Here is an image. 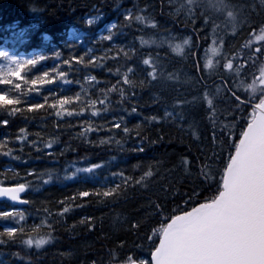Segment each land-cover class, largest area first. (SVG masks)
Instances as JSON below:
<instances>
[{"label":"trees","instance_id":"obj_1","mask_svg":"<svg viewBox=\"0 0 264 264\" xmlns=\"http://www.w3.org/2000/svg\"><path fill=\"white\" fill-rule=\"evenodd\" d=\"M185 1L172 0L168 4L167 0H0V46L13 55L32 53V59L43 57L22 70L28 78L43 71L57 75L53 84L33 86L41 87V93L28 91L25 85L24 97L35 102L49 91L57 96L80 92L82 101L69 106L78 109L83 104L87 108L82 114L57 117L55 110L45 105L44 109L8 116L11 123L0 125V140L20 135V127L29 133L25 141L7 142L4 152L10 147L12 155L0 152V181L29 185L26 193L29 204L20 208L25 213L24 219H0V231L5 226L24 228L16 240L0 244V264L5 261L7 264H117L129 254L150 263L151 251L159 242L160 225L170 215L178 214V209L188 210L195 202L214 194L223 162L230 152L229 145L239 139V133L253 120L256 109L247 103L237 104L223 85L219 89L209 85L208 92L216 107L215 117H210L200 98L202 85L192 65L191 42L186 44V53H178L168 41L182 43L196 32L194 39L199 41L198 58L203 66L204 49L212 44L208 37L215 23L217 46L221 43L219 38L223 41L216 59L223 62L224 54L232 49H239L246 57L248 48L244 44L251 39L249 22L264 21V3L226 0L227 13L231 11L232 16L193 3L192 16L185 17L189 8ZM180 5L183 7L177 11ZM173 8L175 12L171 11ZM128 10L133 16L141 14L154 19L156 26L134 19L126 21L124 13ZM93 12L103 15V23H117L116 35L128 42L125 51L116 47L113 59L94 54L99 60L92 61L86 43L68 37L71 29L93 35L97 28L86 23V17ZM233 24L237 27L235 35L228 30ZM17 29L25 30L26 35L11 43L12 33ZM141 37L149 43L142 44ZM86 42L94 45L88 38ZM255 46L253 43L250 47ZM149 54L156 60L155 79L145 75L147 66L142 64ZM263 54L262 48L257 65ZM80 56L85 58L84 64L72 59ZM64 59L70 63L63 64ZM129 66L135 68L130 73L135 86L121 79ZM213 70L230 75L221 65H215ZM62 71L66 73L64 80L59 77ZM252 71L251 65H242L238 79H245ZM90 75L97 79L89 81L86 77ZM112 85L123 87L126 97L122 99L118 92L111 91L105 104L100 90L111 89ZM243 85L248 83H242L241 95L251 102H257L258 98L259 103L262 95L251 94ZM0 90L10 89L0 86ZM7 99L0 98V103ZM89 99H97L100 102L96 107L106 110L93 114L91 105H87ZM176 100L184 103L176 107ZM132 108L136 111H129ZM165 111L173 115L159 121L148 119L152 115L163 117ZM117 116L121 118L118 127L114 119ZM4 117L5 113L0 112V118ZM89 120L92 131L82 136L83 122ZM136 124L140 128H135ZM124 127L130 131L124 133ZM193 130L197 135L192 134ZM105 136L109 140L101 143ZM50 137L56 140L48 147ZM28 140L37 141L38 146L28 144ZM184 157L189 160L187 170ZM100 161L103 164L91 172L80 171L73 178L67 176L70 164L82 170ZM149 170L152 174L145 177ZM118 172L124 176L111 175ZM48 175L51 180H46ZM108 187H117V192L102 196L99 190ZM85 190L89 194L80 196L79 192ZM66 204L71 207L60 213ZM8 207L15 206L0 201V210ZM49 234L53 239L39 248L21 242L28 235L36 238Z\"/></svg>","mask_w":264,"mask_h":264},{"label":"snow or ice","instance_id":"obj_2","mask_svg":"<svg viewBox=\"0 0 264 264\" xmlns=\"http://www.w3.org/2000/svg\"><path fill=\"white\" fill-rule=\"evenodd\" d=\"M264 3V0H261ZM189 5L187 15L192 16L193 0H186ZM183 5L177 8L180 11ZM228 16H232L233 13L229 11ZM126 21L135 20L142 23L151 24L156 26L157 22L154 19H146L144 15L136 14L133 16V12L128 10L124 13ZM88 23H92V19L88 20ZM110 27H116V23L110 25ZM250 36L251 39L246 40L244 47L249 50L248 57H245L239 49H232L230 52L224 54L223 62L220 60H213L211 56H208L203 63L200 65L198 53H199V41L194 39L197 36L196 32H193L192 36L185 37L183 42L168 41L172 46L173 50L182 53L183 44L191 42L192 48L190 55L192 57V65L196 70L198 81L202 87L200 90V98L206 105V110L210 117H215L216 107L213 105L211 96L209 95V85L219 89L221 85L225 87L226 91H229V95L237 104H249L251 101L241 95L242 80L238 79L240 76L241 66L247 65L249 62L255 63L258 55L262 50V42H264V21L259 24H253L249 22ZM217 25L215 23L211 26L210 38L212 44L209 45V50L216 54L222 50L223 41L221 38L220 46H217L218 37L216 35ZM228 30L234 35L237 33V27L233 24ZM112 36L109 34L107 39H111ZM253 41L260 42L255 48L250 47ZM142 44L149 43L144 41L143 37L140 38ZM123 51V49H121ZM195 50V51H193ZM239 52V56H238ZM4 53L0 52V56ZM59 55V53H57ZM12 61H16V57L11 58ZM38 59H29L23 62H17L10 64L8 67L0 66V86L10 90H0V96H6L8 99L4 103H0V112L5 113L4 118H0V125L8 126L11 121L8 116H15L17 113L27 114V110H40L44 109L45 105H49L55 110L57 117H63L65 115L72 116L73 114L85 113L87 111L86 106L81 104L77 107L69 106L73 102H81L82 96L80 92L75 94H60L55 95L54 92L49 91L47 95L38 98L35 102H29L32 100L31 97H24L25 85L28 86V91H34L41 93V87H33L36 85L43 86L47 84H53L57 81V75H50L49 71L40 72L31 78L22 71L26 66L35 65ZM72 59H79L81 64L85 63L83 56L73 57ZM99 60V57L93 55L92 61ZM62 63L68 65L69 59L62 60ZM91 63V61H88ZM235 63V66H234ZM142 64L147 66L144 69L145 75L150 79L156 78L158 71L156 67V60L153 55L149 54L142 60ZM215 65H221L222 70L230 75L224 76L220 72L212 73L211 69ZM139 67V66H137ZM203 69V71H202ZM19 70L18 75H13ZM119 73V69L115 70ZM135 68L129 66L121 74V79L131 86H135L136 81L130 78V73H133ZM168 75L171 77L172 73ZM66 76L65 72H60L59 77L64 80ZM215 76V79H213ZM86 79L95 81L97 77L95 75L88 76ZM66 83L68 81H65ZM253 82H259L264 84V66H262L258 72V75L253 76ZM248 85H243L247 87ZM86 91V90H85ZM111 91L118 92L120 98L126 97V92L123 87L117 88L116 85H112L111 89H101L100 93L104 96L103 103L107 104L108 94ZM240 93V94H238ZM261 99H264L262 97ZM97 99H89L87 105H91V112L98 114L105 108L96 107L99 103ZM176 107H180L184 101L176 100ZM23 111H22V107ZM131 112H135L136 109H129ZM172 113L165 111L163 117L159 115H152L148 117L150 120H161L172 116ZM178 118L177 116L173 117ZM117 120V127L119 126V120L121 118L114 117ZM84 127L81 130L82 136H87L88 132L92 131V121H85ZM135 128H140L139 124L134 125ZM98 130V129H97ZM130 129L128 127L123 128L124 133H128ZM20 135L14 137L5 136L3 140H0V152H4L7 142L12 139L15 141H25L29 135L25 127L18 129ZM245 128L239 133V139L233 141L229 145L230 152L226 161L223 162L221 169L220 179L216 181V188L214 194L210 197H205L201 202H195L194 206L188 210H177L178 214H172L167 218L166 223H162L159 228L158 240L159 243L155 246L154 250L151 251V262L150 264H264V153L258 148L249 151L244 158L243 168L238 169L236 165H233L232 169H229V164L233 161V156L236 155L238 142L241 137L244 136ZM192 134L195 136L197 133L193 130ZM36 135H40L37 133ZM215 137V134H214ZM56 138L50 137L47 140V146L50 147L55 143ZM109 140V137L105 136L101 139V143ZM28 144L38 146L37 141L28 140ZM120 143L119 140L116 141ZM6 155H12L13 149L8 147ZM16 159H20L19 156ZM185 164V170L189 163L188 157L183 158ZM103 164V161L99 163L88 164L86 168L78 171L91 172L97 169ZM30 172L33 170H29ZM229 171H232L236 177V182L233 184L231 189L226 190L224 182L225 176ZM151 170L144 173V176H150ZM113 176L123 177V172L111 173ZM52 177L48 175L46 180H51ZM128 179H131L129 177ZM29 187L26 182H17L5 184L0 181V197L10 198L11 201L15 202H27L25 197L21 196V193ZM207 190V189H206ZM102 196H109L112 193L117 192V187H108L106 189L99 190ZM223 193V195H222ZM89 192L87 190L80 191V196H86ZM71 205H65L60 208V213H64L67 208ZM47 212V209H45ZM19 217L23 220L25 217L24 211L17 207H8L0 210V219L8 220ZM91 218H89L90 220ZM88 227L91 228L92 224L89 223ZM24 232L23 227L5 226L0 231V244L7 245L9 241H14L18 238V234ZM53 239L52 235H42L35 239L28 235L22 239L24 245L32 246L35 245L37 248L44 245L46 241ZM18 255V253H15ZM131 258V254L128 255ZM7 264V262H3ZM117 264H122L121 260ZM132 264H137V261H133ZM139 264H146L145 260L139 259Z\"/></svg>","mask_w":264,"mask_h":264},{"label":"rangeland","instance_id":"obj_3","mask_svg":"<svg viewBox=\"0 0 264 264\" xmlns=\"http://www.w3.org/2000/svg\"><path fill=\"white\" fill-rule=\"evenodd\" d=\"M185 1V0H184ZM168 4H172V0H167ZM175 2V0H173ZM186 2V1H185ZM193 3H196L197 5L203 4L205 7L209 8L211 11H219L220 14L227 13V2L226 0H193ZM187 4V3H186ZM188 5V4H187ZM192 7V6H191ZM197 7V6H196ZM174 9V8H173ZM171 11H176L175 9ZM193 9V7H192ZM170 9H168L169 11ZM183 10V9H182ZM187 13V12H185ZM185 17H187V14H184ZM92 19V23H88V20ZM103 17L100 16L97 13H90L86 17V23L88 25H93L97 29L95 30V33L92 35L87 32H80V33H73L71 32L72 38H76L78 42L80 43H86V47L90 53V55H100L104 59L115 58L116 55V47L126 50V47L128 46V42L126 39L121 38L116 35V32L114 31V28L110 27L112 25L111 23H103ZM111 34L112 38L109 40L107 39V36ZM26 35V31L22 29L14 30L12 33L11 43H15L17 41H20L21 38H23ZM86 38H88L94 45H90L86 42ZM254 44H259L260 42L253 41ZM262 48H264V42H262ZM188 50V46L186 44H183V53H186ZM0 52L4 53L3 56H0V66H9L10 64H14L17 62H22L25 60L32 59L33 54L32 53H22L20 56L11 54L6 48L3 47V45L0 46ZM249 50L246 52V57H248ZM219 53L213 54L209 50V46H206L203 53V63L204 60L211 56L212 59L215 61L217 60V56ZM12 57H16V61H12ZM251 63V62H249ZM264 66V54L261 58V67ZM214 67L211 69V72L213 73ZM260 70V69H259ZM259 70L254 74L258 75ZM253 75V76H254ZM253 76L249 78L250 83L253 82ZM259 83V82H258ZM261 87L264 88V84L259 83ZM79 167L76 164H70L67 167V176H70L71 178L77 176L80 171H78Z\"/></svg>","mask_w":264,"mask_h":264},{"label":"water","instance_id":"obj_4","mask_svg":"<svg viewBox=\"0 0 264 264\" xmlns=\"http://www.w3.org/2000/svg\"><path fill=\"white\" fill-rule=\"evenodd\" d=\"M255 107L256 115L245 128L244 136H242L241 140L238 142L237 152L236 155L233 156L232 163L229 164V169H232L233 165H236L238 169L242 170L245 155L251 150L258 148L264 153V100L261 103L256 104ZM224 182L226 190L232 188L233 184L236 182V177L232 171H229L225 176ZM25 192L21 193V196L24 195ZM0 200H10V198L0 197ZM11 202L16 205L26 204V202Z\"/></svg>","mask_w":264,"mask_h":264},{"label":"clouds","instance_id":"obj_5","mask_svg":"<svg viewBox=\"0 0 264 264\" xmlns=\"http://www.w3.org/2000/svg\"><path fill=\"white\" fill-rule=\"evenodd\" d=\"M247 89L249 92L253 95L259 96L260 95V85L258 82H251L248 84ZM35 239V238H34ZM46 241L45 243H47ZM133 261H137V264H139V259L133 254L131 255V258L129 256H125L121 259L122 264H132Z\"/></svg>","mask_w":264,"mask_h":264},{"label":"bare ground","instance_id":"obj_6","mask_svg":"<svg viewBox=\"0 0 264 264\" xmlns=\"http://www.w3.org/2000/svg\"><path fill=\"white\" fill-rule=\"evenodd\" d=\"M117 117H119V116H117ZM29 204V203H28ZM28 204L26 205V206H28Z\"/></svg>","mask_w":264,"mask_h":264}]
</instances>
